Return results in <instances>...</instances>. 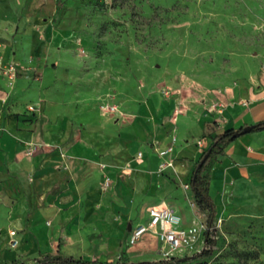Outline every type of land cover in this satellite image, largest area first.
<instances>
[{
    "label": "crops",
    "instance_id": "1",
    "mask_svg": "<svg viewBox=\"0 0 264 264\" xmlns=\"http://www.w3.org/2000/svg\"><path fill=\"white\" fill-rule=\"evenodd\" d=\"M5 1L0 28L10 26ZM0 33V65L20 64L14 80L0 73V246L14 239L15 257L59 251L108 260L122 247L131 256L144 238L157 246L151 230L128 244L149 207L170 208L182 227L202 219L184 189L203 150L197 141L205 149L214 134L264 120V60H242L225 75L194 73L193 84L183 79L163 91L146 71L129 90L102 85L105 97L64 67L71 62L58 53L62 37L50 22L29 49L16 26ZM209 193L218 220L264 215V129L226 147Z\"/></svg>",
    "mask_w": 264,
    "mask_h": 264
},
{
    "label": "rangeland",
    "instance_id": "2",
    "mask_svg": "<svg viewBox=\"0 0 264 264\" xmlns=\"http://www.w3.org/2000/svg\"><path fill=\"white\" fill-rule=\"evenodd\" d=\"M62 1L58 11L57 0H6L4 8H12L10 26L0 32L10 34L16 26L29 49L33 36L50 22L62 37L58 53L71 62L64 67L75 70L76 83L96 96H111L100 90L102 85L108 91L116 86L129 90L141 84L146 71L154 88L163 91L183 79L193 84L194 73L225 75L243 61L264 60V0ZM51 72L46 69L44 83ZM213 225L208 239L215 245L205 242L198 252L175 257L181 261L173 264H264V215L215 218ZM2 241L0 264L37 263L39 255L25 250L15 257L18 247L11 246V239ZM142 241L146 244L137 243L131 256L122 247L107 259L118 261L125 254L129 262H169L151 238ZM208 251L209 257L201 255Z\"/></svg>",
    "mask_w": 264,
    "mask_h": 264
},
{
    "label": "built area",
    "instance_id": "3",
    "mask_svg": "<svg viewBox=\"0 0 264 264\" xmlns=\"http://www.w3.org/2000/svg\"><path fill=\"white\" fill-rule=\"evenodd\" d=\"M19 68V63L12 62L10 65L6 66V68L0 66V73L5 75L8 80H14ZM27 110L34 111L35 109L29 106ZM197 145L201 149H204L206 143L204 141H197ZM184 189L189 190L190 184H184ZM193 207L196 208L194 205ZM147 214L148 221L146 224L131 228L128 244L134 245L145 233L151 230L157 238L159 254L165 260H171L177 256L183 257L185 253L198 252V247H203L212 229L205 221L206 214L201 211H199V215L202 219L193 222L188 227H182L180 216L166 206L149 207L147 209ZM9 234L13 237L15 231L11 230ZM10 242L12 247L16 245L14 239H11Z\"/></svg>",
    "mask_w": 264,
    "mask_h": 264
},
{
    "label": "trees",
    "instance_id": "4",
    "mask_svg": "<svg viewBox=\"0 0 264 264\" xmlns=\"http://www.w3.org/2000/svg\"><path fill=\"white\" fill-rule=\"evenodd\" d=\"M62 6L63 1L57 0L56 8L58 11L62 9ZM262 129H264V120L256 123L253 128V130ZM235 131L237 130L230 128L222 131L221 133H217L211 136L210 143L205 149L201 151L195 162V168L193 170L192 177L190 180L192 203L196 208H198L199 211L204 212L206 214V221L211 228L214 227L213 222L216 218L215 203L209 193L211 170L218 161L219 157L224 155L226 147L236 137L240 135L238 134L236 137H233ZM208 149L210 150L208 157L197 169L196 166L198 165V163L200 162V160ZM206 243L210 246H213L215 245V240H209L207 237ZM211 254V251H208L204 252L201 255L209 257ZM121 257V260L118 261H108L99 259L92 260L90 258L84 257L66 256L58 251L56 254H50L48 252L39 254L36 264H147L142 262H129V260L125 258V254H123V256ZM180 261L181 260L178 258H172L171 260H169V262H167V264H173L175 262ZM14 263L15 262H12L11 264Z\"/></svg>",
    "mask_w": 264,
    "mask_h": 264
},
{
    "label": "water",
    "instance_id": "5",
    "mask_svg": "<svg viewBox=\"0 0 264 264\" xmlns=\"http://www.w3.org/2000/svg\"><path fill=\"white\" fill-rule=\"evenodd\" d=\"M253 128H254V126H245V127L241 128L240 130L235 131L234 134H233V137H236L238 134L242 135V134L248 133V132L252 131ZM209 153H210V150L208 149L207 152L202 157V159L200 160V162L198 163V165L196 166L197 169L206 160V158L208 157ZM128 229L130 230V225L128 226Z\"/></svg>",
    "mask_w": 264,
    "mask_h": 264
}]
</instances>
